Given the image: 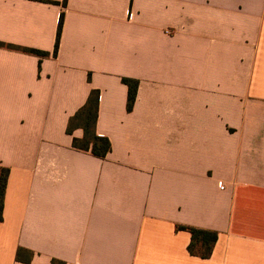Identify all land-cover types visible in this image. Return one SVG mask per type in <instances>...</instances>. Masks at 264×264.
I'll list each match as a JSON object with an SVG mask.
<instances>
[{
    "label": "crops",
    "instance_id": "1",
    "mask_svg": "<svg viewBox=\"0 0 264 264\" xmlns=\"http://www.w3.org/2000/svg\"><path fill=\"white\" fill-rule=\"evenodd\" d=\"M61 2L0 0V264H264V0ZM91 90L104 157L66 133Z\"/></svg>",
    "mask_w": 264,
    "mask_h": 264
},
{
    "label": "trees",
    "instance_id": "2",
    "mask_svg": "<svg viewBox=\"0 0 264 264\" xmlns=\"http://www.w3.org/2000/svg\"><path fill=\"white\" fill-rule=\"evenodd\" d=\"M62 6H65L66 0H62ZM63 11L60 12L57 22V29L55 34V41L53 46L52 55L56 56L59 39L62 30L63 23ZM4 45L0 42V46ZM6 47L12 49H19L26 53L35 54L39 57L48 56L47 51L18 47L12 44H5ZM122 82L127 86V110L132 108L134 99L136 97L138 81L136 79L122 77ZM98 90H91L85 101V103L72 115L69 117L66 125V133L72 134L75 128L82 129V137L76 138L72 137L71 144L74 148L90 151L93 155L97 157H104L111 148L110 142L107 137L98 135L95 130V125L97 121V108H98ZM9 174V169L5 166L0 165V220H2V210L3 201L6 188V181ZM177 229L185 230L190 234V242L187 245V250L191 255L199 256L201 258H206L210 255L212 246L217 239V233L215 231H210L206 229H201L188 225H178ZM21 248H18L15 258L21 260L20 256ZM32 253L29 254L26 262L30 261ZM50 264H65L64 261L59 259H52Z\"/></svg>",
    "mask_w": 264,
    "mask_h": 264
}]
</instances>
